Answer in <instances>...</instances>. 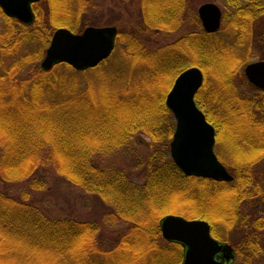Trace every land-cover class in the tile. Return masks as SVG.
Listing matches in <instances>:
<instances>
[{"label": "trees", "instance_id": "1", "mask_svg": "<svg viewBox=\"0 0 264 264\" xmlns=\"http://www.w3.org/2000/svg\"><path fill=\"white\" fill-rule=\"evenodd\" d=\"M136 1L137 6L127 0L123 10L133 18V29L139 36L144 29L184 34L176 43L156 50L148 49L142 38L136 37L129 44L139 49L138 56L133 57L132 48L121 45L124 39L119 30L112 56L85 71L93 73L97 82L107 84L101 79L104 76L106 81L121 78L128 83L117 96L111 90L99 92L103 103L100 111H105L107 121L102 114L90 115L93 108L84 102L85 96L78 101L62 95L56 98L61 91L57 87L67 86V72H55V68L45 72L38 66L57 28L76 33L80 22L84 26L95 24L93 19L84 20L92 6L74 0H44L35 6L37 20L32 26L6 17L0 8L5 22L0 32L1 59L23 45L27 48L18 67L0 65V130L6 133V137L0 135V264H12L3 261L10 254L18 264H136L131 252L138 247H143L141 256H146L148 264H180L182 247L161 235L160 219L168 213L207 220L213 235L236 249L237 261L244 258L235 264H251L264 254V90L250 84L243 72L244 64L254 56L264 61V0H223V28L214 34L203 30L192 0ZM160 52L166 54L157 57ZM135 60L142 68L131 84L128 68ZM28 65L33 66L31 72L21 78L20 69ZM192 66L199 67L205 76L196 100L216 128L217 147L223 144L226 115L231 117L225 143L228 139L236 158L233 161L242 165L227 164L225 151L217 153L234 176L231 183L188 177L170 157L176 122L166 96L180 72ZM161 68L163 71L158 72ZM211 72L216 73L213 84L209 81ZM17 79L30 81L27 91L52 95L42 109L45 128L34 127L36 121L31 124L23 117L34 112L31 108L15 113L5 106L6 81L15 84ZM238 82L247 84L252 95L239 93ZM68 118L73 120L71 124L65 121ZM50 122H57V126L52 125L55 131L46 130ZM140 136L149 140L144 148L137 142ZM137 144L145 156L133 153V164L127 170L104 161L127 155ZM53 174L100 198L112 209L103 219L125 223V230L105 239L91 221L52 212L12 193L15 184L28 181L34 185L38 178ZM197 198L209 199L201 205Z\"/></svg>", "mask_w": 264, "mask_h": 264}, {"label": "water", "instance_id": "2", "mask_svg": "<svg viewBox=\"0 0 264 264\" xmlns=\"http://www.w3.org/2000/svg\"><path fill=\"white\" fill-rule=\"evenodd\" d=\"M40 1L0 0V7L8 17L32 25L36 18L33 4ZM198 15L207 33H216L221 28L223 14L216 3L201 5ZM117 36L118 28L115 26H89L82 33L61 27L52 35L41 68L45 72L59 64L69 65L76 71L96 68L114 52ZM245 75L255 87L264 89V61L249 63L245 67ZM203 83L201 69L188 68L175 79L166 97V105L176 120V130L170 144L171 157L178 169L188 177L230 183L234 177L215 153L216 129L196 102V94ZM159 224L166 241L182 246L181 264L235 263L234 248L213 236L208 221L167 215Z\"/></svg>", "mask_w": 264, "mask_h": 264}, {"label": "rangeland", "instance_id": "3", "mask_svg": "<svg viewBox=\"0 0 264 264\" xmlns=\"http://www.w3.org/2000/svg\"><path fill=\"white\" fill-rule=\"evenodd\" d=\"M64 1L65 0H61V3H63ZM78 1L84 2L83 6H85V7L88 6V3L90 4V6H92V9L90 11H87L89 13L86 15V18L84 17V20L89 22V20L93 19L92 21L96 25L95 24L92 25L91 23H87L86 24L87 26H84V24H81V22H80L79 24L76 25V28H77L76 33H82L84 31V29L89 27L90 25L96 26V27L115 26L123 32L124 41L121 45L125 48L127 47V49L130 47V45H129L130 41L136 37H141L142 38L141 41L144 42L145 46L148 49L156 50V49H158V47H161L163 45L165 46V45H171L174 42L176 43L177 40L184 34L183 31H178V32L176 31L174 33H155V32H151V31L145 32L144 30H146V29H144V30H142L143 32L139 36L137 34V31L133 29V27L136 26V24L133 21V18H131V17L129 18L126 14V11L123 10V8L125 7V2H127V0H74V3L77 4ZM131 1H133L135 6L138 5V2L136 0H131ZM210 2L216 3L217 5H219L223 9V11L225 10V8H224L225 4H224L223 0H192V5H194V7L197 10L196 12H198V8L201 5H203L205 3H210ZM40 4L41 3H39V5ZM76 7H77V5L74 8L76 10H78L79 7L78 8H76ZM130 21L132 23L129 24L128 22H130ZM46 24H48V22H46ZM88 24H90V25H88ZM4 28H5L4 19H2L0 17V32H2ZM222 28H223V21H222V25H221V29ZM224 34L226 35V32ZM227 36H228V34L225 37H227ZM37 47L38 46H35L34 48H37ZM132 47H134V46H131L130 49ZM26 50H27V48L25 47V45H23L14 53L7 52V54L4 55L3 59H1L2 55H3V54H1L0 55V65H2L1 64V62H2L4 64V66L9 67V68L12 66H17L16 65L17 62H19L26 55ZM138 50H139L138 48H137V50L135 48H132V50L130 52L132 53L133 57L138 56V52H139ZM165 54H166L165 52L164 53L160 52V55L157 57H162ZM43 59H41L39 61V63H38L39 67H40V64L43 61ZM127 59H125V60L127 61ZM256 61H263V60H260L259 56H254V58L252 60H250L248 63L244 64L243 72L245 73V67L247 64L252 63V62H256ZM125 63L127 64V62H125ZM132 64L130 65V68L127 67L128 68V75H129L128 80L130 81L131 84L133 82L137 81L136 80L137 76H135L136 71L139 68L140 69L142 68V66L138 60H137V62L135 60L134 64L133 65ZM62 65H64V64H61V65L55 67V72H57V71L58 72H67V74H65L67 76V79H68V80H66L67 86H64V87L58 86L57 87V88L61 89L62 93H61V91L58 92L57 94H59V95H57L56 98H61V95H62V96H67V97H73L74 101H75V99L78 101V100L82 99L81 96L82 97L85 96L84 102L88 103V106L91 105V107L93 108L92 111L90 110V113H91L90 115L91 116H99L102 114L103 115L102 119L107 121L108 118H107V115H105V113H104L105 111H100L101 107L103 106V103L99 97V92H103L102 90H104V89H106L107 91L111 90L112 93L117 96L119 93L123 92L122 90L125 87L124 83L125 82L127 83V81H125V79H121V78L118 80L114 79L113 81L112 80L106 81L105 77L103 76V77H101V79L107 83V84H105V83H102L101 81L97 82L94 79L93 73H86L85 71L84 72L76 71L72 67L66 70V69H63V67L61 68ZM32 68H33V66H31V65H28L27 67L24 66L22 69H20L21 71L19 72V76H21V78L27 77L28 73L31 72ZM87 71H90V70H87ZM162 71H163V69L161 68L158 72H162ZM61 74H64V73H61ZM214 76L216 77V73L211 72L210 78H209V81L211 82V84H213L212 81L215 78ZM235 79L238 81V78H235ZM246 79L250 84H252L248 80L247 77H246ZM17 80H18V82L15 84H13V82H11V81H6L7 94L4 96L5 99H3V101H5V103L7 104L5 106L8 108H11L12 112H15V113H19L21 111H24V113H26L29 111L27 109L31 108V111L33 110L34 112H32L31 115H28V116L25 115L23 117L27 118V122H30L31 124H33V121H36V124L34 125V127L37 126V128H38L40 125V126L45 128L44 125H46V121L42 117V115L45 114V112L42 109H43V106H45V104H47L46 102L49 101V99L51 98L52 95H47L44 93L43 94L32 93L29 90L27 91V89H28L27 84L29 85L30 81H24L23 79H20V80L17 79ZM127 85H128V83H127ZM237 85H238L237 91L239 93H242V94L247 93L248 95H252V90L247 84L238 82ZM26 94H28V95H26ZM86 98H88L89 101ZM74 101L68 100V102H71V103H75ZM84 108H86V107H84ZM108 111L110 113H112V108L109 107ZM226 117L228 118V120H227L228 126L224 130V134L222 136V139H223L222 143L223 144L220 147L216 146V150H217L216 152L218 153L221 150L223 152L225 151L224 156L226 159V163L228 164V162H230L231 165L240 166V165H242L241 162H238V161L234 162L233 161V159H236V158L234 157V154L229 150L228 139L226 140L228 144L225 143V138L228 135L227 131H231V127L229 125L232 123L230 115H226ZM65 121H68L69 124H71V122H73V120H71L70 118L65 119ZM1 125L2 124L0 123V128L2 127ZM52 125L57 126L58 124H57V122L56 123L50 122L49 125L46 126V130L48 131L49 129H51L52 131H55V128H52L53 127ZM77 126L78 125L74 126L75 129L77 128ZM37 130H39V129H37ZM0 135L6 137V133L3 132L2 130H0ZM145 137L140 136L137 139L138 144L142 145L143 148H144L145 144L149 141ZM133 144H136L135 140H133ZM138 144L136 147L132 146L135 148L134 149L131 148V150L128 151L127 155L125 154V155H118V156H114V157H108L104 161L109 162L114 166L122 167L123 169L127 170L128 168H130L129 166L133 164L132 159H131V156L133 153H136L139 156H145L144 155L145 152L143 151L144 149L142 148V146L138 147L139 146ZM1 150L2 149L0 147V155H1ZM1 162H2V159L0 157V163ZM106 166H107V163L105 164V167ZM39 177H43V176H39ZM12 188H13L12 193L14 195L19 196V197L20 196L27 197L28 199L33 200L35 202V205H37L38 207H41L44 209H49L50 211L55 212V213L61 212L63 214H70V215L72 214L73 216H80L82 219H84L86 221H91V225L97 227L96 228L97 233L99 230L102 232V235H101L102 238L112 239L117 234L119 235L121 233V231L125 230V225H126L125 223H122V222H116V223L109 222V223H107L105 221V219H103L104 214L106 216L107 213H110L112 211V209L109 206H107L104 202H102L100 198H98L97 196H91V195L84 193L78 187L76 188V187L70 185V183H68L63 177H60L56 174L49 175L45 178H38V181L34 185L31 182H28V181L25 182L24 181L22 183L13 185ZM23 193H24V195H23ZM208 199L209 198H202V199L197 198L196 201H198V203L201 205H205L206 202L208 201ZM247 203L250 204V202H247ZM226 209H229V207H227ZM167 215H179V216H183L187 219L192 220L191 218L186 217L184 215H180L179 213H170V214L168 213V214L162 216V218L167 216ZM224 229H225V227L222 228V230H224ZM161 235H162V232H161ZM217 239L220 240V238H217ZM1 243H2V241L0 240V245H1ZM141 248L143 249V247H138L136 252L133 251V252H131V254H133V256H135V259H137L136 264H148V261L146 260V256L145 255H143L144 257L141 256V252H142ZM139 252H140V255L137 256V254H139ZM244 253L246 254V252H244ZM0 259H2V258H0ZM3 261L4 262H10L12 264H18L16 257L11 256V254L3 257ZM242 261H244V258L243 259L239 258L237 262L242 263ZM29 264H31V262ZM154 264H158V263H154ZM251 264H264V254L262 256H259L255 259H253Z\"/></svg>", "mask_w": 264, "mask_h": 264}, {"label": "flooded vegetation", "instance_id": "4", "mask_svg": "<svg viewBox=\"0 0 264 264\" xmlns=\"http://www.w3.org/2000/svg\"><path fill=\"white\" fill-rule=\"evenodd\" d=\"M44 0H42V1H40V2H38V3H36V4H33V10H34V12H35V15H36V18H35V21H34V23L36 22V20H37V11H36V8H35V6L37 5V4H39V3H42ZM220 7V6H219ZM221 8V7H220ZM221 10H222V14H224V11H223V9L221 8ZM2 12H3V10H2ZM4 13V12H3ZM4 15H5V13H4ZM6 16V15H5ZM6 17H8V16H6ZM222 17H223V15H222ZM8 18H12V17H8ZM12 19H15V18H12ZM33 23V24H34ZM32 24V25H33ZM32 25H30V26H32ZM60 28V27H59ZM59 28H57V29H59ZM56 29V30H57ZM55 30V31H56ZM203 30H204V28H203ZM54 31V32H55ZM205 31V30H204ZM53 32V33H54ZM206 32V31H205ZM207 33V32H206ZM210 34V33H209ZM118 37H119V28H118V36H117V44H118ZM51 41V40H50ZM192 67H194V66H192ZM187 69V68H186ZM186 69H184L183 71H185ZM200 69V68H199ZM182 71V72H183ZM202 71V70H201ZM182 72H180V73H182ZM203 72V71H202ZM203 75H204V73H203ZM204 81H205V76H204ZM204 84V83H203ZM216 135H217V133H216ZM217 157H218V155H217ZM218 159H219V157H218ZM220 160V159H219ZM212 227V226H211ZM214 236V235H213ZM221 240V239H220ZM221 241H224V240H221ZM224 242H226V241H224ZM231 245V244H230ZM231 246H233V245H231ZM234 248V247H233ZM234 250H235V253H236V255H237V252H236V249L234 248Z\"/></svg>", "mask_w": 264, "mask_h": 264}]
</instances>
